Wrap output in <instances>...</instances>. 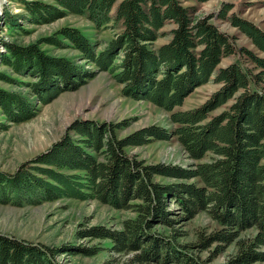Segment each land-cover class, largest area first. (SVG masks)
Listing matches in <instances>:
<instances>
[{"label":"trees","instance_id":"16d2710c","mask_svg":"<svg viewBox=\"0 0 264 264\" xmlns=\"http://www.w3.org/2000/svg\"><path fill=\"white\" fill-rule=\"evenodd\" d=\"M23 1L35 23L77 14L98 29L112 25L118 31L103 47L73 26L41 40L74 47L80 59L95 68L50 54L40 42L21 44L0 38L6 51H0L1 62L17 74L36 78L25 82L0 71V80L27 85L34 95L0 87V111L8 122L32 119L39 103H49L63 91L76 90L108 71L125 96L171 111L176 126L170 130L153 124L121 137L117 130L128 121L76 120L69 129L77 137L68 131L16 172H0V200L96 198L134 210L136 215L125 218L121 228L96 225L86 230L94 237L111 239L109 248L118 254L138 250L121 264H152L153 259L163 264H209L231 244L236 250L224 264H264V29L232 12L234 3L228 1L204 14L200 4L209 0ZM216 20L229 21L257 51L238 47L236 36L223 31ZM6 23L16 24L10 14ZM167 25H172L168 31ZM162 37L169 39L159 43ZM232 55L237 59L221 66ZM211 80L220 87L204 103L176 110ZM173 137L200 162L191 167L148 164L127 152L130 146ZM209 154L210 159L204 160ZM158 174L181 180H159ZM195 177L199 181L190 180ZM200 212L217 222L209 231L198 230L192 243L200 249L214 245V255L208 259L188 253L153 230L163 224L173 229L174 237L185 235L177 224ZM61 248L0 231V264H62L56 259ZM99 249L76 246L71 252L96 254Z\"/></svg>","mask_w":264,"mask_h":264},{"label":"rangeland","instance_id":"374dc122","mask_svg":"<svg viewBox=\"0 0 264 264\" xmlns=\"http://www.w3.org/2000/svg\"><path fill=\"white\" fill-rule=\"evenodd\" d=\"M43 1L53 2L52 0ZM224 1L234 3L232 12L254 21L264 29V0H209L200 4V13L215 12ZM115 11L116 7L112 12L113 15ZM9 14L12 21L16 22L15 25L6 23ZM216 23L223 31L236 36L238 47L256 50L251 39L232 26L229 21L216 20ZM64 26L81 29L93 41L102 43L101 47L118 31V28L112 25L98 29L85 16L77 14H68L50 23H35L32 22L23 0H0V38L2 40L17 41L21 44L40 42V46L50 54L66 56L88 68H95V65L81 60L79 51L70 45L58 47L41 42L44 38L55 36ZM171 27L172 25H167L165 30L168 31ZM168 39L169 37H162L158 42L163 43ZM0 51L6 52L5 45L1 41ZM236 59L237 55L226 57L221 66ZM0 71L20 81L32 82L36 80L33 76L15 73L9 66L1 62V57ZM0 87L34 98L30 87L24 84L0 80ZM219 87L220 84L213 80L209 81L196 88L186 98L184 104L178 106L176 110L200 106ZM37 106L36 115L21 123L8 122L0 111V172L8 174L16 172L22 164L49 149L68 131L77 137L76 132L69 129L76 120L114 123L128 121L126 127L117 130L121 137L153 124L167 127L170 130L176 126L171 121V111L150 101L136 100L125 96L122 93V85L108 71L98 73L76 90H65L49 103H39ZM220 110L214 113H218ZM3 124H6V127ZM127 152L148 164L163 162L191 167L193 163L200 162L189 157L176 137L169 140L155 139L144 145L130 146L127 148ZM210 157L211 154L204 160H208ZM155 177L163 181L181 180L161 174ZM190 180L199 181V178L195 177ZM10 193L14 194L11 190ZM11 199L0 200V231L59 248L62 246V253L56 255V259L62 264H104L106 262L121 264L122 261H127L138 251L132 250L118 254L109 248L112 245L111 239L94 237L89 231H86L96 225L121 228L125 218L136 215L132 209L115 208L96 198L62 197L38 203L19 202L16 199H14L15 201ZM172 206L178 208L175 202H172ZM162 225L154 226L153 230L171 238L175 245L185 249L188 253L200 255L202 259H208L214 255V245L210 248L200 249L197 245L192 244L198 239V230L209 231L212 227L217 226V222L206 212L198 213L183 225L177 224L176 227L187 232L185 235L174 237L173 229ZM91 245L100 248L96 254L71 252L76 249V246ZM235 250V244L226 246V249L217 254L209 264H224ZM151 263L163 264L154 259L151 260Z\"/></svg>","mask_w":264,"mask_h":264}]
</instances>
